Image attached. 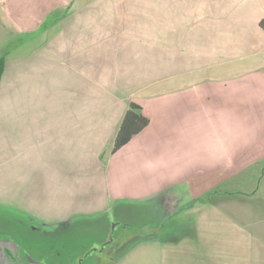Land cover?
I'll return each instance as SVG.
<instances>
[{
    "label": "crops",
    "instance_id": "obj_1",
    "mask_svg": "<svg viewBox=\"0 0 264 264\" xmlns=\"http://www.w3.org/2000/svg\"><path fill=\"white\" fill-rule=\"evenodd\" d=\"M3 7L0 200L44 224L136 208L140 264H264V0ZM131 102L149 123L113 151Z\"/></svg>",
    "mask_w": 264,
    "mask_h": 264
},
{
    "label": "rangeland",
    "instance_id": "obj_2",
    "mask_svg": "<svg viewBox=\"0 0 264 264\" xmlns=\"http://www.w3.org/2000/svg\"><path fill=\"white\" fill-rule=\"evenodd\" d=\"M3 9L0 21L3 23L5 42L10 38L12 30L16 29L9 21L6 13L8 10L6 7ZM3 48L10 49V42L4 44ZM7 105L11 106V103ZM134 210L136 208H133L131 214L135 216L128 217L127 220L122 215L115 218L113 208L109 212V220L107 216L100 218V221L93 220L88 223H78L73 219L62 224H45L46 230L43 227L39 228L40 231L36 229V225L39 226L43 222L36 216L24 213L10 202L0 200V244L17 245L27 249L26 254L33 261L39 257L44 260L51 259L59 254L60 260L67 258L74 261L81 257L83 264H140V215L138 210ZM104 238H107L108 242L105 249H101L99 244Z\"/></svg>",
    "mask_w": 264,
    "mask_h": 264
},
{
    "label": "trees",
    "instance_id": "obj_3",
    "mask_svg": "<svg viewBox=\"0 0 264 264\" xmlns=\"http://www.w3.org/2000/svg\"><path fill=\"white\" fill-rule=\"evenodd\" d=\"M264 25V22L262 23ZM7 60L4 56L0 57V81L5 71ZM149 123V119L143 114L139 104L131 102L124 115L115 137L113 151L126 144L133 135L140 132Z\"/></svg>",
    "mask_w": 264,
    "mask_h": 264
},
{
    "label": "flooded vegetation",
    "instance_id": "obj_4",
    "mask_svg": "<svg viewBox=\"0 0 264 264\" xmlns=\"http://www.w3.org/2000/svg\"><path fill=\"white\" fill-rule=\"evenodd\" d=\"M92 221L93 220H90V222H92ZM80 223H82V222H80ZM87 223H88V221H87ZM83 225H84V223H83ZM43 227H44V230H46L45 229L46 226L44 223H41V225H39V226L36 225L37 230H40L39 228L43 229ZM48 231L51 232V230H48ZM95 235L93 234V236H95ZM106 242H108L107 238L102 239V241L99 244L100 247H102L101 249H105V245L107 244ZM109 244L112 245L113 243L112 242L110 243V240H109ZM25 250H27V249H25L21 246L19 247L17 245L16 246H13V245L3 246L0 244V264H69V263L70 264H83V258H81V257L78 258L77 260H74V261L67 259V258L65 260H60L58 257L59 254L52 256L51 259L44 260V259H41L39 257L38 259H34V261H33L32 259H29V255L26 254L27 251H25Z\"/></svg>",
    "mask_w": 264,
    "mask_h": 264
},
{
    "label": "water",
    "instance_id": "obj_5",
    "mask_svg": "<svg viewBox=\"0 0 264 264\" xmlns=\"http://www.w3.org/2000/svg\"><path fill=\"white\" fill-rule=\"evenodd\" d=\"M3 246H5V245H3Z\"/></svg>",
    "mask_w": 264,
    "mask_h": 264
}]
</instances>
